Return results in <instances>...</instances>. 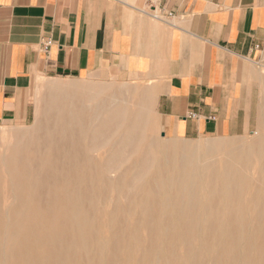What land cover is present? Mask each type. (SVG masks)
<instances>
[{
  "label": "bare ground",
  "instance_id": "6f19581e",
  "mask_svg": "<svg viewBox=\"0 0 264 264\" xmlns=\"http://www.w3.org/2000/svg\"><path fill=\"white\" fill-rule=\"evenodd\" d=\"M48 87L0 134V264H264V132L164 141L144 93Z\"/></svg>",
  "mask_w": 264,
  "mask_h": 264
},
{
  "label": "crops",
  "instance_id": "0c3cea01",
  "mask_svg": "<svg viewBox=\"0 0 264 264\" xmlns=\"http://www.w3.org/2000/svg\"><path fill=\"white\" fill-rule=\"evenodd\" d=\"M40 76L136 81L173 138L244 135L264 88V0H0V124L33 116Z\"/></svg>",
  "mask_w": 264,
  "mask_h": 264
},
{
  "label": "rangeland",
  "instance_id": "374dc122",
  "mask_svg": "<svg viewBox=\"0 0 264 264\" xmlns=\"http://www.w3.org/2000/svg\"><path fill=\"white\" fill-rule=\"evenodd\" d=\"M69 80H74V81H80L74 78H66V77H57V78H51V77H45V76H40L36 82L34 83V91H33V97H32V107H33V116L25 123H3L0 124V134H6L8 130H20V129H25L30 126H32L34 123L41 124L44 120V105H45V98L51 93L50 88L48 85L52 82L56 81H69ZM84 81H89L85 80ZM108 84H122L126 87L130 88V96L128 97L130 99H135L133 97V90H136L138 94L143 95V86L139 84L136 81H129V80H118L115 78H109V80L106 82ZM135 87V88H134ZM53 92V91H52ZM146 113H148L150 122L152 125H154V130L159 139L162 138L164 141H179L183 143H194V144H199L200 142H205V141H226V140H251L252 138H255L259 136L262 132H264V88H260L257 94V101H256V111H255V126L254 129H252L251 132H248L244 135L241 136H235V137H216V136H206V137H201L197 139H192V140H186V139H179V138H173L168 136L165 131L163 130L162 122L160 118L154 113V110L151 105V101L148 98L146 102Z\"/></svg>",
  "mask_w": 264,
  "mask_h": 264
},
{
  "label": "built area",
  "instance_id": "2783aa9c",
  "mask_svg": "<svg viewBox=\"0 0 264 264\" xmlns=\"http://www.w3.org/2000/svg\"><path fill=\"white\" fill-rule=\"evenodd\" d=\"M50 44H51V40L50 39L42 40V42H41L42 49L43 50H47Z\"/></svg>",
  "mask_w": 264,
  "mask_h": 264
}]
</instances>
